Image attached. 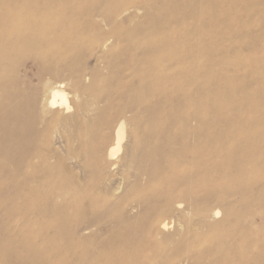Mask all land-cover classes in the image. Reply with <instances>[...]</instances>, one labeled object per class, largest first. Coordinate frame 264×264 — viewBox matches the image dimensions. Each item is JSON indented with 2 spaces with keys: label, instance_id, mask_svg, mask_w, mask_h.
<instances>
[{
  "label": "bare ground",
  "instance_id": "6f19581e",
  "mask_svg": "<svg viewBox=\"0 0 264 264\" xmlns=\"http://www.w3.org/2000/svg\"><path fill=\"white\" fill-rule=\"evenodd\" d=\"M154 1L142 0V5L147 6ZM93 3L96 4V0H0V191L3 187V176L7 181L14 183L12 199L1 198L0 203L10 201L12 207L30 209V213L22 216V225L14 227L11 232L6 230L4 239L0 240L1 264H8V256H23L24 251L14 249L9 245V239L12 238V232H17L18 229L21 232L35 226L28 217L33 213V207H50L46 211L42 210L39 215L41 220L51 223L48 228L54 229V237L64 240L67 264H173L176 256L199 255L204 249H207L206 256H211L212 260L215 258L214 264H234L237 260L239 264H264V232L246 224L248 218L251 217V222L255 214L263 215L264 212L255 209L250 213L252 216L244 213L237 215L232 212V207L225 210L222 207V218L219 215L220 209L193 207L192 204L197 193L208 197L217 188H225L227 184L243 189V193H252L248 195L250 197H261L264 193V182L260 178L261 174H264L263 127H252L251 132L246 133V127L239 125V121L231 126L212 123L223 114L227 104L217 103L213 99L210 107H204L199 100L189 102V106L199 103V109L183 114L186 119L184 124L182 123L184 126L179 128L182 129L179 137L170 134L169 137L171 127H177V124L167 126L168 121L164 124L166 120L173 119L168 118L163 106L156 107V112L160 114L158 123L148 103L152 94L165 93L168 84L173 83L179 87V77L183 74L186 75L185 73L191 70L194 74L198 52L194 55L190 53L195 49H181L180 40L173 39L174 30L166 25L158 33L159 36L153 37L147 31L141 30V24L133 27L132 17L119 22L112 18V8H109L110 11L105 15L102 12H90L87 6ZM190 3L191 1L178 5L173 0H160L154 10L157 13L163 4L172 5L177 9L174 13L178 15V10L191 8ZM129 9L126 7L123 13ZM200 11L198 9L197 13L202 18L204 13ZM198 46L199 44L195 45V48H199ZM87 47H102L100 52L106 47V53L103 51L99 61L118 60L115 73L123 79H119L114 92L107 93L103 90L104 93H101V85L104 82L99 79L96 67L88 72L75 62L76 54ZM225 65L230 69L232 64ZM172 69L178 73L170 76ZM191 78L196 84L195 75ZM217 79H222L220 83L225 87L233 86L232 79L225 80L219 76ZM133 82L136 83L131 87ZM126 86L129 92H133L134 97L127 96L129 92L126 91V94ZM178 87H174V91ZM98 89L100 94H104V99ZM117 90L122 105L114 109L113 100ZM183 93L184 99H188L189 90L185 89ZM88 96H91V101ZM101 98L104 102L100 105ZM178 101L183 103L180 99L176 100ZM237 107L238 105L231 115L238 113ZM198 116L201 117V122L197 123V127L188 129L191 124L188 125L187 122ZM251 120L255 118L252 117ZM129 124L135 129L132 137L126 131ZM150 131L154 133L147 134ZM187 131H191L192 136H195L194 145L189 144L192 140H189L191 135L190 132L187 134ZM139 132L146 134L143 135L145 137L142 136V140H146L144 144L140 143L141 137L138 140ZM91 134L100 141L98 146L92 144V150L86 143L88 139L85 141ZM162 136H165L163 140ZM53 137L61 140L63 151L58 150L59 147L47 152ZM126 141H131L132 146L130 151L126 148L129 157H122L124 159L121 161L124 162L127 158V170L138 169L137 176L146 179V185L141 182L142 187L145 185L147 191L150 189L152 192H158V197L160 196L168 207H153L151 204L152 208H149L147 202V211H144L146 215L141 214L143 219L146 218V222H141L145 224L144 231L139 227H126L120 235L119 245L116 246H112L110 242L104 245L105 240L98 241L94 252H99L100 258L90 263L85 259L90 255L93 238L81 233L82 229L74 218L81 212L80 207L86 204L85 201H89V205L98 209L108 203L102 194L107 189L103 188L101 193V189L96 188V183L102 178H99V173L103 171L100 168L109 169L104 170L106 176L109 175L108 172L115 170L116 164L113 161L117 160L116 156ZM171 142H175L178 148L173 147L174 144L171 146ZM68 161L80 164L78 169L82 172L89 168L91 180L80 184L81 182L75 183L73 177L68 178V175L63 173L64 164ZM214 162L219 163L216 175L212 173L215 169L210 171ZM192 175L195 177H190ZM260 181V185L257 184ZM254 183L259 187L251 192L250 188ZM138 196V201L135 198L137 203L141 197ZM150 196L152 194L142 197L150 199ZM190 200L193 206L187 203L190 207H186L185 203ZM260 201L264 202V198ZM173 202L177 203V207L172 205L174 209L169 207ZM130 209L128 211H131ZM179 209L184 210L178 211L176 220L173 217L176 215L164 214L165 211L175 212L173 210ZM186 210L190 215H195V223L187 224L189 218L182 216ZM131 217L133 218L132 215ZM218 217L223 220L212 224ZM102 219H106L105 216ZM210 219L213 221L210 222ZM174 220L178 221L182 233L177 236V245L168 255L169 253L165 252L167 245L164 249L166 242L157 240V235L171 230L175 225ZM88 227L86 226L87 229ZM112 227L116 233L117 226ZM199 229H204L205 232H200ZM169 238L166 241H170ZM55 243V239L50 236L43 240V244L48 247ZM167 243L170 244L171 241ZM253 246L254 249L257 246V251L251 258L249 255L254 250ZM37 258V264H42L44 255Z\"/></svg>",
  "mask_w": 264,
  "mask_h": 264
},
{
  "label": "rangeland",
  "instance_id": "374dc122",
  "mask_svg": "<svg viewBox=\"0 0 264 264\" xmlns=\"http://www.w3.org/2000/svg\"><path fill=\"white\" fill-rule=\"evenodd\" d=\"M190 1H191L190 4L192 5V7L187 10H183V9L178 10V15L174 13V10L176 11L177 9H174L175 7H173L172 5H167V4L166 5L163 4L162 8L157 13H155L154 7L157 3L160 2V0H155L154 3L150 2V5H147V6L142 5V0H121V1L120 0H96V4L93 3V5H89L87 7L89 8L90 12H94V11L99 12V13L102 12L104 15L106 14V12L108 13V11H110L108 10L109 8H112V11H110L111 17L114 19H117L118 22L123 21L127 17H132L131 20L134 21V24L132 25L133 27L139 26L141 24L142 26L141 30L147 31L153 37L155 35L159 36L158 33H160V31L163 29V26L166 25L167 28L174 30L175 34L173 35V39L180 40L181 49H186V50L195 49V50H192V52L190 53L194 55L196 54V52H198L199 57L196 59V69L194 71V74H192L193 73L192 70L190 72L185 73L186 75L183 74L182 76L179 77V81H178L179 87L175 86L173 83L168 84V87L165 93L161 92L158 94H152L151 100L148 103V106L150 107V109L152 107L151 110L154 111L152 114L156 116L157 118L154 117L153 115L152 116L156 118V120L158 119V123H159L160 114L159 112H156L157 111L156 107L163 106V109L167 111L166 115H168V118L173 119V120H170V119L166 120L164 124L167 121H168L166 124L167 126L177 124V127H173V126L171 127L172 131L171 133L168 131L169 132L168 136L170 134L173 137L178 138L179 134L182 132L181 131L182 129H179V128H182L184 126L182 125V123L184 119H186L185 115L183 114H187L188 112H192V111L199 109V105H198L199 103L194 104V106L193 105L189 106V102H192V101L198 102L200 100V102L204 104V107L205 106L210 107L212 105L211 101L213 99H215L217 103L227 104V107H226L227 109L225 108L222 111L223 114H221V116H219L217 119L215 118V122H212V123L231 126L233 123L239 121L241 122L239 125L246 127V130H245L246 133H250L252 127H255V126L263 127V130H264V0H173V2L177 3L178 5H182ZM109 3H111L110 6H108ZM126 7H129L130 9L123 13V10ZM198 9H200L204 13V14L202 13L204 17L201 18L198 16L199 14L197 13ZM197 44H199L198 46L199 48L196 49L195 45ZM87 48L81 50V52L79 51L76 54L74 58L75 62L77 61L78 63L77 62L76 63L80 64V67L82 65L81 68L83 69L85 68L84 70L88 72H90L91 69L96 67L99 73L98 74V76L100 77L99 79H101L102 82H104L101 85V93L103 92V90L106 92L107 91L114 92V90L117 87V83L119 79H123V77L118 76L115 73L116 70L118 69L117 68L119 64L118 60L117 61L107 60L108 64H107V61L105 62L104 60L99 61V57L103 56L101 55L103 51H104V54L106 53L105 52L106 47H104L105 49L103 48L102 52H100V50H102L101 49L102 47H87ZM225 63H231L232 64L231 68L228 69V66L225 65ZM106 64L108 66H106ZM109 65H110V68H109ZM170 72H171L170 76H173L174 73L175 74L178 73L174 69H172ZM114 74H116L118 77L116 75L114 76ZM192 75H195L196 84H194L195 80L191 78ZM218 76L220 78H225V80L232 79L233 86L232 87L223 86L220 83L222 79H220L219 81L217 79ZM190 81L193 83H190ZM135 83L136 82L131 83L130 86L131 87L134 86ZM174 87H178V89H175L174 91ZM185 89H188L190 93V96H188V99H184L183 92ZM124 90L125 92L126 91L129 92L128 86L124 87ZM117 92L118 90L114 94L115 95L114 100H113L114 109H117L121 107L122 105V102H121L122 99L119 98V96L117 95ZM98 93L100 94L99 89H98ZM100 95L104 99L103 97L104 94H100ZM127 96L134 97L135 95L131 91L128 93ZM90 97L88 96V99H90L91 101ZM102 98H101L102 103H100V105L103 104L104 102ZM178 99L182 100L183 103L179 101L176 102V100ZM236 105H238L237 109L239 111L234 116V115H231V113L234 112V108ZM252 117H254L255 120L252 121L251 120ZM200 119H201L200 116L190 119L187 123L188 125L191 124L192 126L189 125L188 129H191V127L194 128L195 126L197 127V123L201 122ZM259 123L261 124L259 125ZM186 126L187 125H185V127ZM130 128L133 132L130 130ZM174 128H177V130ZM134 130L135 129H133V125L131 126L130 124L126 128V131L129 132L128 134L131 137L134 134ZM189 132L188 131L186 132L187 134L189 133L191 135V138H189V140H192V141H189V144L194 145L193 140L195 139V136L194 135L192 136L191 131ZM139 133H140V135H138L139 137L137 136L138 140H140V137L142 140V138L145 137L146 134H144V132L142 133L139 132ZM150 133L152 134L154 132L150 131L147 134H150ZM91 135H88L89 137H87L86 139L84 138V139L85 141L88 139L86 143L89 144V148L92 147L93 149V146L95 145L98 146L100 144V141L97 140L96 139L97 137H95L93 134ZM164 138L165 136L164 137L162 136V140ZM144 139L142 141L140 140V143L144 144L146 142V140L144 141ZM94 141H99V143L98 142L96 143ZM127 142L128 141L124 143L125 145H123V148L118 152L117 154L118 157L116 156L117 160L113 161L116 165H115V170H113V172L111 170L112 174H110L111 172H108L109 175L106 176V173L104 170H109V169L100 168L101 170L103 169L102 172H104V174L101 172V170H99L101 172L99 173L100 175L99 178L101 177L102 178H101V181L99 180L98 183H96V188L99 190L101 189L100 190L101 193H102L103 188L109 190V192L107 190H104L102 193L103 197H105L106 201L108 202L102 208H105V207L106 208L101 210L102 208L98 209V207H92L91 205H89L90 204L89 201H85L86 204L84 203L83 207H80L81 212L79 213V215L76 214L77 216H75L74 218L79 223L78 227L82 229L81 233L83 232L82 234L84 235L86 234L85 236L88 238H93V240L91 241V244H92L91 249L89 250L90 255L89 257H86L87 259H85L88 262L93 261L92 263H94L98 261L100 258V253L94 252V250L97 248L96 246H98L99 244L98 241L100 242V240H105L103 241L104 245L110 242V244H113L112 246H116V245H119L120 235L126 229V227H129V228L139 227L142 231H144L145 224L143 225L142 223L146 222V218L143 219L141 214L143 213V215H146L145 212L147 210L145 209L147 208V202H148L149 208H152L151 204H153V207H159L156 205H161L160 207H168L164 205L163 200L159 198L160 196L158 197L159 195L158 192L157 193L152 192L150 191V189H148V191L146 190L147 189V187L145 186L146 181H144L146 179L144 177L142 178V176L140 177V175L137 176L139 173V172L137 173V171H139L138 169L134 168L133 169L134 172L131 170L129 171L127 170L128 164L126 162H128L127 158L129 157V151L132 146L131 141L128 142L129 144ZM172 144H174L173 147H177L176 146L177 144H175V142L173 143L171 142V146ZM62 146H63V143L61 142V140H58L55 137H53L52 143L49 146V150L47 152H50L51 150H53V148L58 149L59 147L61 148ZM171 146L170 148H173ZM73 147H75V145ZM60 148L58 150L63 151L62 148L61 149ZM126 148L127 150H129L128 152ZM177 148H175V150H177ZM92 149L90 148V150ZM122 157H127L125 158V160H123L125 163L121 161V159H124ZM117 163H118V166H117ZM218 164L217 162L216 163L214 162L212 164L211 166L212 168L210 169V171L212 172L213 169H215L212 172L213 174L218 170L217 169ZM64 165L65 167L63 168L65 172H63V168H62V172L64 174L66 173V176L68 175L67 176L68 178L73 177L72 180H75L74 181L75 183L81 182L80 184H86V182H89L91 180L90 171H88L89 168H86L87 170L85 171L83 170L82 172L79 170L80 168L78 169L80 164L78 165L77 163L68 161V162H65ZM216 174L217 173H215L214 175ZM218 174H219V171H218ZM195 175L197 176L198 174H195ZM195 175H192L190 177L194 178ZM124 176L125 177L127 176L126 179ZM128 176L130 177L128 178ZM121 177H124V178L121 179ZM260 178H261V181L263 180L264 182V174H261ZM110 179L111 181H109ZM137 180H138V184H137ZM1 181L3 183V187H2V191H0V199L7 198L9 200V198H11L12 189H14L13 188L14 183L12 184L11 182L7 181L6 177L4 176L1 178ZM261 181L257 182V184L261 183ZM141 182H144L145 184L144 187H142L143 184ZM254 184L252 185L253 187L250 188V190L254 189L255 191L257 190V187H259L260 185L259 184L257 186L256 183ZM99 185H100V188H99ZM103 185L105 187H103ZM224 187L225 188H217L216 189L217 191L213 187L212 189L215 191L212 194L210 193L211 196H208V197H206L203 193H202L203 194L202 196V194L199 192V194L197 193L196 197L195 196L193 197L194 198L193 202L195 203L192 202V204H194V206L190 203L192 200H190L189 202H186L185 205L186 207L188 206V204L189 205L191 204L193 207H207V208H210V209L213 208L216 210L220 209L221 212L219 215L221 217L223 216L222 207L224 210L227 207H232V212H234V214H237V215L238 214L240 215L242 213H244L245 215L250 214L251 211L255 209L264 212V202L260 201L264 198V193H262L261 197H258V198L256 196L250 197L248 195L252 193H249V194L243 193L244 192L243 189L238 188L237 186L233 184H227ZM140 188H143V189H140ZM212 189H211V192H213ZM112 190L114 191L112 192ZM136 190L137 192H140V193L137 194ZM144 190H146L147 192ZM251 192H253V190ZM114 194L116 195L113 196ZM151 194L152 196L150 197L152 198V200L151 198L149 199L147 197L146 198L142 197L144 195L149 196ZM138 195L141 196L140 201H143V203L142 202L140 203V201L137 203L139 199L137 198ZM106 196L108 197V199ZM111 198L114 200V202H112L113 200H111ZM135 198H137L136 199L137 201L135 200ZM141 198L144 200H142ZM156 198L158 200L160 199L159 201L161 202V204H159L160 202ZM244 198H246L247 200ZM154 199H156L158 203H156L155 202L156 200ZM150 200L153 203L150 202ZM243 203L244 205H242ZM144 204H146L145 205L146 207H144ZM175 204L177 203L173 202L169 205V207H172V205H174L173 207L175 206L177 207V205ZM135 205L139 207H136ZM173 207L172 209H174ZM181 207H185V206H181ZM47 209H50V207H33V213L29 214L28 217L32 219L35 226L29 227L26 230L24 229L21 232L19 229L17 232H12L13 235H12V238L9 239V245L13 246L14 249L16 250L24 251V252H22L23 256L21 257H17L14 255L8 256L7 257L8 264L9 263L11 264H37V261H38L37 257L42 256V255H44L42 264H67L66 263L67 256L65 254L64 240L59 237L55 238L54 229L52 227L48 228V226H50L51 223L41 220V216L39 215L40 213H42V210L46 211ZM52 209L53 207H51V210ZM129 209L131 211H128ZM181 210L182 209L173 210L175 212L165 211L164 214L176 215V216H173L174 219L176 220L177 216L179 215L178 211H181ZM99 211L102 214H100ZM126 212L128 215L126 214ZM184 212L182 216H184L187 219L189 218L188 221L186 220L187 224L196 222L197 218L195 217V215L191 213L192 215L191 217L188 211L185 212L187 214H185ZM27 213H30V209L24 210L23 207H12L10 201L6 203L2 202V204L0 203V240L4 239L3 235L6 232V230L7 231L10 230L11 232L12 231L11 229H13L14 227L15 228L20 227V225H22V222L24 220L22 216ZM96 213H99L98 216L96 215ZM137 213L138 214L140 213V215H138ZM108 215L110 216L109 218H108ZM131 215L133 216V218L131 217ZM250 215L252 216V214ZM104 216L106 219H109V220H106V219L103 220L102 218H104ZM135 216L137 217L135 218ZM167 216H170V215H167ZM144 217H147V216H144ZM179 217H181V215ZM221 217H218V219H215V221L211 219L209 221L210 222L213 221L212 224L219 223L220 220L221 221L223 220L222 219L223 217L222 218ZM263 217H264V214L263 215L255 214L253 217V220L249 222L251 217L248 218V221L246 224L251 226V228L256 229L257 227V229L263 233L264 232V227H263L264 218ZM94 219L96 220L98 219L97 222ZM123 219L126 221H121ZM75 220L74 222L76 223ZM121 222L123 223V226H121L122 225ZM91 224L94 225V227H92ZM174 224L175 225H173L174 227L171 230L157 235V238H158L157 240H159L161 243L163 242V240L164 242H166V244L164 245V249H165V246L167 245L165 252L167 254L169 253L168 255H170V252L174 249L173 247L177 245L175 241H178L177 239L179 235L182 233L181 228L178 226V221H175ZM89 225L91 228L88 227ZM111 225L117 226L115 227L116 233ZM86 226L88 227V229L86 228ZM246 228H249V227H246ZM199 231L205 232L204 229H199ZM47 236H50V238H54L56 241V243L52 245V247L51 246L48 247V245L43 244V240ZM172 236L174 238L176 237L175 240H173L174 238L172 239ZM159 238H161L162 241ZM168 238L171 241L170 244L167 243L170 241H166L168 240ZM173 241L175 244L172 243ZM252 248L254 249V246ZM118 249H121V247H118ZM205 251L207 252V249H204L203 251H201V254L199 255H188V256L183 255L184 257L181 255L176 256L173 264H203V263L206 264L207 262H208L207 264H211L213 261H215V258H213L212 260L211 256L207 255L208 256L207 257L205 255L206 254ZM256 251H257V246L250 253L249 257L253 258L256 254ZM165 252L164 254L167 255ZM252 254L253 256H251ZM71 260H75V259H71ZM208 260L211 263H209ZM237 263H238V260L235 261L234 264H237ZM0 264H1V260H0ZM212 264H214V262Z\"/></svg>",
  "mask_w": 264,
  "mask_h": 264
}]
</instances>
